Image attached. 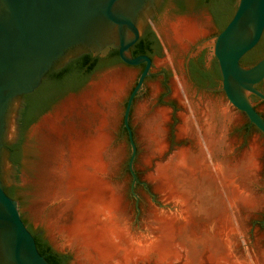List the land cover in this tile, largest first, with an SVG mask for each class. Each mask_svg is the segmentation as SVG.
I'll list each match as a JSON object with an SVG mask.
<instances>
[{
	"label": "bare ground",
	"instance_id": "obj_1",
	"mask_svg": "<svg viewBox=\"0 0 264 264\" xmlns=\"http://www.w3.org/2000/svg\"><path fill=\"white\" fill-rule=\"evenodd\" d=\"M205 28L190 17L169 21L159 30L164 42L175 46L166 61L202 36ZM129 79L124 73L105 80L62 104L53 118L43 122V132L57 138L49 186L43 190V199L55 204L49 225L74 251L76 264H264L263 247L254 245L245 252L239 248L246 231L243 212L264 208V198L253 189L259 150L253 144L236 160L228 157L226 132L235 115L223 104L186 100L180 133L195 139L196 148H182L158 163L155 176L156 188L174 203L167 210L154 209L142 230L132 227L121 189L108 185L106 172L108 124ZM185 87L177 79L175 95L181 97ZM146 109L138 108L144 120L141 134L151 154L161 156L167 149L168 114L160 109L147 117ZM179 170L220 192L228 211L218 216L210 212V220L204 222L175 186ZM183 231L192 240H203L205 250L199 253L194 242L187 244Z\"/></svg>",
	"mask_w": 264,
	"mask_h": 264
},
{
	"label": "rangeland",
	"instance_id": "obj_2",
	"mask_svg": "<svg viewBox=\"0 0 264 264\" xmlns=\"http://www.w3.org/2000/svg\"><path fill=\"white\" fill-rule=\"evenodd\" d=\"M237 4L238 0H210L206 7L200 9V0H189L187 3H185V0H159L151 18L141 31V35H143L150 27L159 39V45L155 49L157 53L154 54L149 75L136 94L130 110L129 122L137 146V154L133 165L137 175L136 179L129 170L132 147L128 131L124 126V112L127 99L142 72L143 64L128 65L123 62L97 72L101 81L95 85L124 73L130 75L124 95L117 101L115 115L108 124L109 138L106 146L109 152V160L106 172L107 177L114 183L113 187L117 186L121 189L122 202L126 207L132 227L137 231L144 228L145 220L152 215L154 209L165 208L167 210L174 203L172 199L167 198L161 190L156 188L155 178L157 177L158 163L166 162L182 148H196L195 139L180 133L183 116L187 114L186 100L197 105H204L209 101L223 104L233 112L235 119L229 123L226 132L227 141L230 143L228 157L236 160L253 144L258 147V170L256 171V180L253 182V189L264 198V133L249 121L245 112L238 110L229 102L222 86V75L217 59L214 57L210 64L208 63L210 57L214 54V46L207 45L196 56L192 58L189 56L198 44L216 37L224 18L235 11ZM184 8L195 11V13L187 16L182 15L181 12ZM221 9L225 11V14H219ZM182 17H190L201 21L205 24L206 31L190 43L187 48L177 50L173 60L166 61L168 52L174 50L175 46L165 43L159 34V30L165 29L169 21ZM263 51L264 34L253 53L258 54ZM80 53L78 52L73 57L78 56ZM106 55L101 57V64L107 62L104 59ZM198 59H203L204 65L203 63H197V61H200ZM247 60V57L243 59L244 62H247ZM65 63L55 67H60ZM192 63L197 65L198 68L193 67ZM179 78L186 85L181 97L176 96L174 90V84ZM87 83L77 92L69 90L64 94L52 92L47 95L49 99L47 106L38 115L37 120L27 128H21L18 122L19 111L24 101L23 97L20 96L16 109L17 131L11 144V146L17 145L14 163L11 160L12 153L8 149V158L12 165V180L6 188L16 187L14 195L21 216L30 229L39 230L42 235L43 232L46 233L55 251L68 254L72 259L71 264H76L74 251L65 244L62 235L49 225L55 204L50 200L45 203L43 199V192L49 186V169L53 160L51 156H53L57 145V138L54 135L49 136L46 135V132H43V122L53 118L62 104L89 92L92 88L86 89ZM262 88L264 89V83ZM142 105L147 108L145 112L147 117L160 109L167 111V149L161 156L151 154L150 147L141 134L144 120L138 115V108ZM254 106L264 117V99L255 103ZM198 182L196 178L186 175L184 171L180 170L174 180L175 186L182 193L183 198L189 201V205L207 223L210 220L208 218L210 212L213 213V216L224 214L228 211L227 205L220 192L215 193L204 183L199 184ZM243 216L246 231L239 239L240 250L243 252L246 251V248L251 250L254 245L264 248V208L249 213L243 212ZM181 233H187V236H185L186 239H189V241L186 240L187 244L194 242L199 249V253L205 250L206 245H202L203 240H192L188 235L189 232L186 231ZM145 264L153 263L148 262ZM197 264L208 263L203 261Z\"/></svg>",
	"mask_w": 264,
	"mask_h": 264
},
{
	"label": "water",
	"instance_id": "obj_3",
	"mask_svg": "<svg viewBox=\"0 0 264 264\" xmlns=\"http://www.w3.org/2000/svg\"><path fill=\"white\" fill-rule=\"evenodd\" d=\"M159 0H0V264H51L42 255L34 235L21 217L18 202L6 190L12 180L8 149L14 141L16 109L23 94L37 89L49 70L67 62L78 52L105 56L117 48L128 65L146 62L132 89L124 112L132 153L129 170L134 179L137 146L129 122L136 94L149 75L152 58L133 57L131 47L151 18ZM264 32V0H238L226 26L189 54L196 56L207 45L214 46L222 86L229 102L245 112L264 133V117L254 107L264 99L256 85L264 79V56L252 66L241 58L254 48ZM80 53V54H81ZM99 74L86 85L100 82ZM85 89V90H86ZM251 94H255L250 98ZM259 96V97H258ZM108 185L114 183L107 177Z\"/></svg>",
	"mask_w": 264,
	"mask_h": 264
},
{
	"label": "trees",
	"instance_id": "obj_4",
	"mask_svg": "<svg viewBox=\"0 0 264 264\" xmlns=\"http://www.w3.org/2000/svg\"><path fill=\"white\" fill-rule=\"evenodd\" d=\"M158 45L159 39L149 27L131 47V55L135 57L141 54H146L149 57H152L157 53L155 49ZM104 59L107 62L101 64V56H95L92 52L88 51L69 59L60 67H52L44 76L41 85L37 89L31 93L21 95L24 99L19 111L18 120L21 128H27L37 120L38 115L43 112L47 106V102L49 100L47 95L50 93L56 92L64 94L69 90L78 91L84 87V85L93 77L95 73L100 72L105 68L123 63L117 48L110 50ZM16 147V144L9 147V150L12 153L11 160L13 163L14 156L16 154ZM15 188V186L6 188L7 194L11 198L15 197ZM38 231L39 230H32L31 233L35 237L39 252L44 255L51 264H65V260L67 258L66 256L63 257V260H60L55 253L49 254L51 249L43 241L42 233H38Z\"/></svg>",
	"mask_w": 264,
	"mask_h": 264
},
{
	"label": "flooded vegetation",
	"instance_id": "obj_5",
	"mask_svg": "<svg viewBox=\"0 0 264 264\" xmlns=\"http://www.w3.org/2000/svg\"><path fill=\"white\" fill-rule=\"evenodd\" d=\"M187 1H189V0H185V3H187ZM201 1V6H200V9H203L204 7H206L207 6V4L209 3V1L210 0H200ZM183 4H184V2H183ZM182 4V5H183ZM222 7L224 8V6L222 5ZM224 10L223 9H221V11H220V15H222V14H225V11L223 12ZM235 12V11H234ZM234 12H232L231 14H229V15H227L225 18H224V21H223V24L221 25V27L219 28V30H218V33L226 26V24L229 22V20L231 19V17L233 16V14H234ZM193 13H195V11H191V10H188V9H183L182 10V12H181V14L182 15H189V14H193ZM263 34H264V32H263ZM262 37H263V35H262ZM262 37H261V39H262ZM261 39H260V41H261ZM259 41V42H260ZM259 42H258V44H259ZM257 44V45H258ZM256 45V46H257ZM255 46V47H256ZM255 47L254 48H252L249 52H247L242 58H241V63L243 64V65H245V66H252L253 64H255L258 60H260L263 56H264V51L263 52H261V53H258V54H254L253 53V50L255 49ZM245 57H247L248 58V60H247V62H244L243 61V59L245 58ZM152 58V65H153V58H154V56H152L151 57ZM198 60H200V61H197V63H199V64H201V63H203V65H204V60L203 59H198ZM141 64H143V68L145 67V64H146V62H142ZM219 65V64H218ZM192 66L193 67H195V68H198V66L197 65H193V63H192ZM113 67V66H112ZM220 68V67H219ZM143 70V69H142ZM221 72V71H220ZM95 74H97V73H95ZM94 74V75H95ZM93 75V76H94ZM148 77V76H147ZM146 77V78H147ZM90 81V80H89ZM88 81V82H89ZM264 83V79L262 80V81H260L257 85H256V87H257V89H259L260 91H262L263 93H264V89L262 88V84ZM79 91V90H78ZM71 92H77V91H71ZM254 96H257V95H255V94H251L250 95V98H253ZM259 97V96H258ZM255 107V106H254ZM256 108V107H255ZM241 111V110H240ZM5 190H6V187H5ZM7 192V191H6ZM14 199H16L15 197H13ZM45 201V200H44ZM45 203H48L47 201H45ZM53 212V211H52ZM52 216H53V213H52ZM23 218V217H22ZM52 218V217H51ZM24 220V219H23ZM24 222H25V220H24ZM25 225L27 226V228L29 229V230H31L30 228H29V226L27 225V223L25 222ZM32 231V230H31ZM38 233H41L40 231H38ZM43 241L50 247V251H49V254L50 253H55L56 255H57V257L60 259V260H63L64 258L63 257H67L66 258V262H65V264H71V261H72V259L69 257V255L68 254H66V253H61V252H57V251H55L54 249H53V246H52V244L50 243V240L48 239V237L46 236V233H44L43 232Z\"/></svg>",
	"mask_w": 264,
	"mask_h": 264
}]
</instances>
